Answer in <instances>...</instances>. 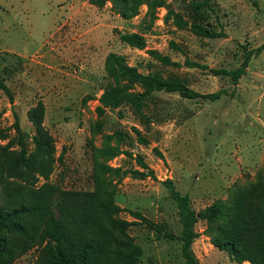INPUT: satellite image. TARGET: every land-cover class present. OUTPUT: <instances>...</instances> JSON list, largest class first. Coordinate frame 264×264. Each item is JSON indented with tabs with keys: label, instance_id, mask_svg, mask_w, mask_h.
Returning <instances> with one entry per match:
<instances>
[{
	"label": "rangeland",
	"instance_id": "rangeland-1",
	"mask_svg": "<svg viewBox=\"0 0 264 264\" xmlns=\"http://www.w3.org/2000/svg\"><path fill=\"white\" fill-rule=\"evenodd\" d=\"M195 1L166 0L153 23L147 7L125 20L112 10L91 7L89 0H0V75L12 98L0 90V129L18 150V117L24 141L33 149V125L28 112L42 101L44 125L56 145V163L48 183L67 191H92L93 162L89 145L101 147L104 137L122 133L121 155L112 167L141 170V156L156 178L128 175L117 184L115 202L124 210L141 213L174 235L182 226L177 205L164 182L171 180L182 195H189L199 212L225 200L235 184L252 181L264 173V51L253 57L237 86L230 77L213 71L238 69L246 50L264 44V0H210L211 10L194 19ZM168 9L190 22H199L224 38L207 39L167 21ZM151 26L150 29H146ZM142 33L145 50L123 44L120 34ZM167 56L176 66L154 60L149 51ZM123 55L142 73L177 79L201 95L221 92L216 99L185 98L180 93L155 92L145 128L122 107L98 114L99 98L108 84L105 60L109 53ZM187 62L197 64L190 67ZM149 140L141 145L134 129ZM155 149V150H154ZM157 150V151H156ZM45 183L42 179L38 186ZM120 218L139 222L129 211ZM199 222L193 245L201 264H238L214 247ZM130 234L144 249L141 264H184L181 243L159 239L145 225H134ZM33 249L16 264H35Z\"/></svg>",
	"mask_w": 264,
	"mask_h": 264
},
{
	"label": "trees",
	"instance_id": "trees-1",
	"mask_svg": "<svg viewBox=\"0 0 264 264\" xmlns=\"http://www.w3.org/2000/svg\"><path fill=\"white\" fill-rule=\"evenodd\" d=\"M98 9L111 4L112 10L125 20L139 15L147 7L146 20L154 22L156 11L166 7V0H89ZM195 18L201 11L211 10L210 0L192 3ZM167 21L179 29H188L194 35L207 39L224 38L223 31H215L199 22L186 20L181 13L168 9ZM149 26L146 29H150ZM121 42L129 47L145 50L142 33L120 34ZM264 51V44L255 50H246L242 65L232 71L214 70L216 76L230 77L235 86L247 73L253 57ZM156 61L168 66L178 64L157 51H149ZM190 67L197 64L187 62ZM108 84L99 98V116L107 110L128 108L145 128L151 120L147 113L149 101L155 92L180 93L185 98L218 99L222 93L201 95L177 79H167L158 73H142L128 64L123 55L109 53L105 60ZM0 90L11 98L8 87L0 75ZM46 107L39 101L28 112L35 134L33 149L24 141L18 117L15 128L19 135L18 150L14 141L0 144V264H16L33 249L38 255L35 264H141L144 249L130 234V228L143 224L159 239L181 243L184 264H201L194 254L193 245L199 234L196 225L204 222L205 235L217 249L226 252L231 261L244 264H264V173L258 172L252 181L235 184L225 200H217L197 212L189 195H182L171 180L165 185L177 205L182 231L174 235L164 225L155 224L141 213L124 210L115 202L117 184L128 175L135 179L156 178L141 156L135 161L141 170L112 167L110 162L131 153L121 148L124 136L114 133L104 137L101 147L90 144L93 162L92 191H67L48 183L56 163V145L44 120ZM137 141L144 146L149 140L139 129H134ZM0 129V140H7ZM155 150V149H154ZM157 151V150H156ZM45 183L38 186L40 180ZM129 211L139 222L120 218Z\"/></svg>",
	"mask_w": 264,
	"mask_h": 264
},
{
	"label": "crops",
	"instance_id": "crops-1",
	"mask_svg": "<svg viewBox=\"0 0 264 264\" xmlns=\"http://www.w3.org/2000/svg\"><path fill=\"white\" fill-rule=\"evenodd\" d=\"M91 5V4H90ZM91 7H94L93 5H91ZM195 244V243H194ZM244 264H250V263H248V262H245Z\"/></svg>",
	"mask_w": 264,
	"mask_h": 264
}]
</instances>
